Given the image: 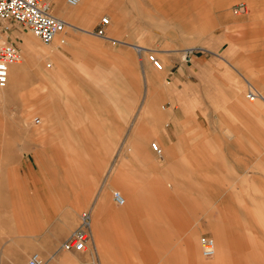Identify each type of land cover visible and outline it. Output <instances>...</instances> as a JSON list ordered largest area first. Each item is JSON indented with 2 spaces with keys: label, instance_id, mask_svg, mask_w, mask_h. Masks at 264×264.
I'll use <instances>...</instances> for the list:
<instances>
[{
  "label": "crops",
  "instance_id": "crops-1",
  "mask_svg": "<svg viewBox=\"0 0 264 264\" xmlns=\"http://www.w3.org/2000/svg\"><path fill=\"white\" fill-rule=\"evenodd\" d=\"M48 1L66 21L53 40L16 24L1 37L25 56L0 90V264H264V95L246 81L260 97L243 99L237 71L160 39L144 0ZM83 220L85 249L64 251Z\"/></svg>",
  "mask_w": 264,
  "mask_h": 264
},
{
  "label": "rangeland",
  "instance_id": "rangeland-1",
  "mask_svg": "<svg viewBox=\"0 0 264 264\" xmlns=\"http://www.w3.org/2000/svg\"><path fill=\"white\" fill-rule=\"evenodd\" d=\"M238 2L243 3L244 12L233 14L231 8ZM256 2L258 7L254 8L255 13L246 0H144V17L145 22L159 23V28L153 24L152 32L160 39L176 40L184 48L194 46L206 58L208 68L237 71L239 76L233 77L232 81L245 99L246 81L264 95V0ZM14 24L20 26L10 22L8 32L13 30ZM28 34V41L35 39L41 49L42 42L32 33ZM15 44L19 48L20 43ZM20 52L22 59L19 63L22 64L25 55L22 50ZM229 72L223 73V79H231L229 76L226 78ZM4 87H0V90ZM4 98L0 96V165L6 159L8 146V118L7 115L3 116V108L6 112L4 106H7ZM18 134L17 130V144L20 142Z\"/></svg>",
  "mask_w": 264,
  "mask_h": 264
},
{
  "label": "built area",
  "instance_id": "built-area-1",
  "mask_svg": "<svg viewBox=\"0 0 264 264\" xmlns=\"http://www.w3.org/2000/svg\"><path fill=\"white\" fill-rule=\"evenodd\" d=\"M70 6H77L80 0H66ZM233 14L244 12V5L241 2L234 4L231 8ZM10 22H14L22 26L25 30L31 32L42 43H49L53 38L61 33L66 21L55 16L48 0H0V86H3L7 81V70L9 66L17 64L21 59L20 49L15 43L1 40L3 34H6L10 29ZM101 23H107V16H103ZM97 34L102 36L103 29L99 28ZM146 59L156 70H161L163 64L156 56L154 51H148ZM256 93L253 89L245 90L244 97L247 100H252ZM151 149L160 155V148L155 142L150 145ZM115 202L121 205L124 202L123 197L119 192H113ZM86 217V216H84ZM88 223L83 220L81 226L74 230L67 239L62 243L61 248L67 252H81L85 249V241L87 235ZM213 240L206 236L199 237V250L203 257H209L213 253ZM26 264H47L38 254H32ZM76 264H94L88 262H79Z\"/></svg>",
  "mask_w": 264,
  "mask_h": 264
},
{
  "label": "bare ground",
  "instance_id": "bare-ground-1",
  "mask_svg": "<svg viewBox=\"0 0 264 264\" xmlns=\"http://www.w3.org/2000/svg\"><path fill=\"white\" fill-rule=\"evenodd\" d=\"M67 3V2H66ZM70 6V5H69ZM55 15V14H54ZM55 16H57V15H55ZM58 17V16H57ZM60 18V17H59ZM3 35H5V34H3ZM21 53V52H20ZM146 55H147V53H146ZM157 56V55H156ZM20 62V61H19ZM18 62V63H19ZM17 63V64H18ZM16 64H13V65H11V66H15ZM11 66H9V67H11ZM9 69V68H8ZM7 77H8V70H7ZM6 83H7V81H6ZM6 83L3 85V86H0V87H4L5 85H6ZM248 86V84L246 85V87ZM248 88H251V89H253L251 86H248ZM260 96H258V95H255V97L252 99V100H250V101H253V100H255V99H257V98H259ZM156 143V142H155ZM157 144V143H156ZM159 147V146H158ZM160 153H161V149H160Z\"/></svg>",
  "mask_w": 264,
  "mask_h": 264
}]
</instances>
